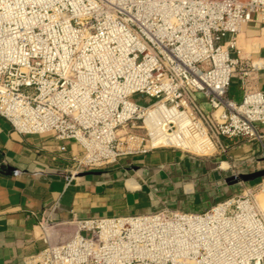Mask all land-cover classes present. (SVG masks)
Instances as JSON below:
<instances>
[{"label": "built area", "instance_id": "1", "mask_svg": "<svg viewBox=\"0 0 264 264\" xmlns=\"http://www.w3.org/2000/svg\"><path fill=\"white\" fill-rule=\"evenodd\" d=\"M253 14L264 24V0H0V117L75 143L70 179L161 148L210 157L219 139L256 142L264 159V94L251 84L264 66L234 56ZM48 228L22 264H264V178L200 212Z\"/></svg>", "mask_w": 264, "mask_h": 264}, {"label": "crops", "instance_id": "2", "mask_svg": "<svg viewBox=\"0 0 264 264\" xmlns=\"http://www.w3.org/2000/svg\"><path fill=\"white\" fill-rule=\"evenodd\" d=\"M236 48L234 56L242 62L261 60L264 66V24L257 14L237 34ZM251 84L264 94V70ZM242 91L241 80L231 78L228 97L239 102ZM195 99L202 112H210L202 98ZM262 133L264 146V128ZM217 142L220 149L213 158L161 148L70 179L71 158L80 156L75 143H60L51 134L19 135L0 117V264H22L44 248L39 229L44 220L54 235L78 220L164 207L192 212L207 208L216 171L221 175L226 166H244L246 173L255 172L258 167L252 170L250 163L262 154L259 144L246 139ZM61 145L66 151L58 150Z\"/></svg>", "mask_w": 264, "mask_h": 264}, {"label": "rangeland", "instance_id": "3", "mask_svg": "<svg viewBox=\"0 0 264 264\" xmlns=\"http://www.w3.org/2000/svg\"><path fill=\"white\" fill-rule=\"evenodd\" d=\"M137 133H140V130L137 131ZM215 156H217V154L212 155L210 157L213 158ZM250 164L253 165L254 167L252 170H256L257 167L258 168L256 171L261 170L264 168V159L263 158H260L259 160L255 159ZM225 168H226L225 171H223L222 172L223 174L221 175L216 174L217 171L215 172V177L213 179L214 181H213L212 189H211V192L213 195L206 202V205H208L207 208L227 198L241 195L244 192V190L247 189L251 184L262 181V178H261L253 182L242 183L236 177H238L240 174H249V173H246L249 170L247 167L242 166L241 168H238L234 166H226ZM232 177L236 178L235 180L236 182L233 183ZM207 208H198L196 211L199 212Z\"/></svg>", "mask_w": 264, "mask_h": 264}, {"label": "water", "instance_id": "4", "mask_svg": "<svg viewBox=\"0 0 264 264\" xmlns=\"http://www.w3.org/2000/svg\"><path fill=\"white\" fill-rule=\"evenodd\" d=\"M238 180L242 183H249V182H253L255 180H258V179H261V178H264V168L261 169V170H258V171H255V172H252V173H249V174H240L238 177ZM235 177H232L233 179V183L236 182Z\"/></svg>", "mask_w": 264, "mask_h": 264}, {"label": "bare ground", "instance_id": "5", "mask_svg": "<svg viewBox=\"0 0 264 264\" xmlns=\"http://www.w3.org/2000/svg\"><path fill=\"white\" fill-rule=\"evenodd\" d=\"M162 143H165V144H179V140L177 138H174V139H170V140H165L164 142ZM194 149V148H193ZM194 152H198V150L194 149L192 150ZM223 167V166H222ZM259 199H262V196H259Z\"/></svg>", "mask_w": 264, "mask_h": 264}]
</instances>
